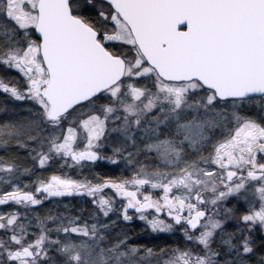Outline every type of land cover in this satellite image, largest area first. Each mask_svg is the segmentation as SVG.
Instances as JSON below:
<instances>
[{"label":"snow or ice","instance_id":"snow-or-ice-1","mask_svg":"<svg viewBox=\"0 0 264 264\" xmlns=\"http://www.w3.org/2000/svg\"><path fill=\"white\" fill-rule=\"evenodd\" d=\"M0 264H264V0H0Z\"/></svg>","mask_w":264,"mask_h":264},{"label":"trees","instance_id":"trees-1","mask_svg":"<svg viewBox=\"0 0 264 264\" xmlns=\"http://www.w3.org/2000/svg\"><path fill=\"white\" fill-rule=\"evenodd\" d=\"M100 171H101V172H108V171H109V168H107V167H103V166H102V167L100 168Z\"/></svg>","mask_w":264,"mask_h":264},{"label":"rangeland","instance_id":"rangeland-1","mask_svg":"<svg viewBox=\"0 0 264 264\" xmlns=\"http://www.w3.org/2000/svg\"><path fill=\"white\" fill-rule=\"evenodd\" d=\"M106 167L110 168V166H106ZM113 171H114V170H113Z\"/></svg>","mask_w":264,"mask_h":264},{"label":"flooded vegetation","instance_id":"flooded-vegetation-1","mask_svg":"<svg viewBox=\"0 0 264 264\" xmlns=\"http://www.w3.org/2000/svg\"><path fill=\"white\" fill-rule=\"evenodd\" d=\"M103 167H106V166H103ZM108 168V167H107Z\"/></svg>","mask_w":264,"mask_h":264}]
</instances>
